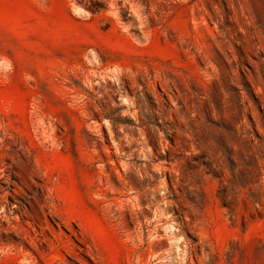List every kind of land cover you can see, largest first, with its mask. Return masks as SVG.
<instances>
[{
  "label": "rangeland",
  "instance_id": "1",
  "mask_svg": "<svg viewBox=\"0 0 264 264\" xmlns=\"http://www.w3.org/2000/svg\"><path fill=\"white\" fill-rule=\"evenodd\" d=\"M0 264H264V0H0Z\"/></svg>",
  "mask_w": 264,
  "mask_h": 264
}]
</instances>
